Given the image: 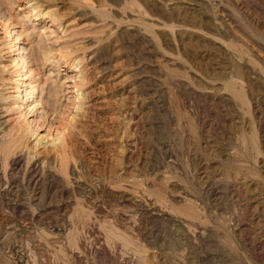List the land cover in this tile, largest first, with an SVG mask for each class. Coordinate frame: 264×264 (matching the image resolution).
<instances>
[{
	"label": "rangeland",
	"instance_id": "374dc122",
	"mask_svg": "<svg viewBox=\"0 0 264 264\" xmlns=\"http://www.w3.org/2000/svg\"><path fill=\"white\" fill-rule=\"evenodd\" d=\"M36 1L67 27L53 51L68 38L97 62L80 116L65 111L48 131L68 159L38 197L69 204L54 210L57 223L0 222V264H264L255 235L264 238V0ZM13 2L1 47L25 11ZM231 80L245 103L226 89ZM9 112L5 126L15 127ZM43 148L30 154L57 167Z\"/></svg>",
	"mask_w": 264,
	"mask_h": 264
},
{
	"label": "bare ground",
	"instance_id": "6f19581e",
	"mask_svg": "<svg viewBox=\"0 0 264 264\" xmlns=\"http://www.w3.org/2000/svg\"><path fill=\"white\" fill-rule=\"evenodd\" d=\"M31 1L32 0H24L23 10L25 11H18L15 13L16 18H18L19 20L17 24L16 22H14V26L17 28L16 29L15 28L10 29L8 27L7 29L5 28L6 30L5 32L7 33L5 34L6 36L3 44L2 43L1 44L2 47H6L8 49V56H7L8 65L7 64L5 65L2 62V57H1L2 47L0 45V205L2 206L1 208L4 207L6 208L3 210L4 211L3 213L0 212L1 223L2 222L7 223L15 219L18 221L19 220L24 221L26 223H32L35 222L36 219H38L39 221L41 220V222L43 221V224H45L44 222L49 224L51 222L55 223L56 221H60L62 215L61 217H57L56 215L58 213L57 211L67 206L69 202L64 200L51 202L50 200L48 201V199L46 201V200H41V197H38V193L41 191L43 185L48 184L50 181H53L55 178H57L58 174H61V172H63V169H65L67 163L66 149H68L67 148L68 146L65 140L62 138V136L61 137L58 136L57 138H54V136L53 138L52 136L51 137L48 136L49 135L48 131L49 128L55 122H57V120H59V117L65 111H67V113L68 112L70 113L72 111V116L75 115H77V117L80 116L78 114L81 110H83V107L86 106L85 100H87L86 99L87 96L85 95V92H83V90L86 88L87 85V79L85 76L90 72V70H92L96 66V62H97V61L95 62V60L92 62L90 61L91 59L89 60V58H84V55L78 57L77 55L78 52L75 53L76 52L75 49L77 48L75 47L76 43H74L75 45L68 43L70 45L69 46L66 41L68 38L65 39V41L62 40L63 46L60 51L57 50H56L57 52L53 51V46H55L56 43L59 42L57 41L58 39H60L59 37L60 36L63 37V35L66 34L65 31H67V27L60 28L61 24L57 21V16L54 13V11L48 9L45 12L41 13V11L39 12L38 8L40 7L37 1L36 0L35 2H31ZM1 3L2 1L0 0V4ZM9 4L10 7H8V11H6V13L5 12L0 13V17L2 16L3 19L5 18L4 21L6 22L11 17L9 12L11 11V8L14 4L13 0L12 1L10 0ZM45 18H47L48 22L46 23L43 22L44 25H42L40 28H37V26L34 25V23H36V20L39 19L40 21H43ZM29 19H31L32 21L35 20V22L30 23L28 22ZM51 26L54 27L52 31L50 30ZM52 32L55 33L53 34ZM65 37L66 36H64V38ZM75 57H76V61H75ZM236 71H237L236 74L240 73L239 68H237ZM60 74L63 75L60 76ZM9 82L13 83V85L11 86V89L8 92L5 91V85ZM224 82L225 83L223 84L225 85L226 89L232 95L238 98L241 103L246 102L244 98V92L241 91L240 87L238 88L236 87V85H234L235 84L234 80H231V82L229 81H224ZM6 102L9 103L7 107L5 106ZM7 111L8 112L11 111V114L12 112L15 114V115L13 114L15 116L14 119V122L16 124L14 125L15 127L7 128L5 126V122L2 118V114ZM66 124H67L66 130L73 128L72 125L74 124H72L71 122H67ZM39 130L44 132L41 133V131ZM252 137L253 136L251 134L249 136L250 140L252 139ZM29 143L32 149L35 148L42 149L44 147L43 148L44 151L45 149H47L45 152H47L48 150L49 152L53 150L58 159L57 160L58 161L57 163H59L58 166L55 167L54 164L51 165L50 164L51 161H49L48 156L44 157L43 155L42 158L38 156L36 157L35 153H33L35 150L34 151L32 150L33 154H30L31 147H28ZM46 146H50V147H46ZM45 152H43V154ZM262 162H264V160H262ZM73 170L75 171V169ZM59 181L61 182L58 183H62L63 180L59 179ZM66 183L68 184L69 182ZM70 184L71 182L69 183V185ZM80 186L82 185L80 184ZM107 186L109 187V185ZM66 187L68 186H65V188L64 187L63 188L66 189ZM108 187H106L105 184V186L102 185L97 187V190L98 188H99L98 191H104L106 189L110 190L111 187L109 188ZM70 188H74V187H70ZM83 189L86 188L83 187ZM95 190H93L92 193H95ZM70 191L72 192V190ZM77 192H79V190ZM96 195H98V193ZM89 197L91 198L92 196ZM89 197L87 198L88 203H92V200H90ZM109 197H111V195H109ZM102 199L104 198L102 197ZM78 202L80 201L77 200L76 202L75 199V204H80ZM84 202H87V200ZM37 204H40L42 206L39 212L35 211V205ZM93 205L96 206L97 202H94L92 206ZM54 210H56V214L53 215V213H55ZM252 218L257 219L258 215H253ZM3 232L4 230L2 231V233ZM259 233L260 232L257 231L255 235H257L256 237L257 239H259L257 242L261 244L262 242H264V238H261V235ZM140 264H149V262L148 260H146L144 261V263H140Z\"/></svg>",
	"mask_w": 264,
	"mask_h": 264
}]
</instances>
